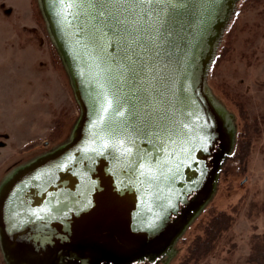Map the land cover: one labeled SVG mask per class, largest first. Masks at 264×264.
I'll use <instances>...</instances> for the list:
<instances>
[{
  "label": "water",
  "instance_id": "95a60500",
  "mask_svg": "<svg viewBox=\"0 0 264 264\" xmlns=\"http://www.w3.org/2000/svg\"><path fill=\"white\" fill-rule=\"evenodd\" d=\"M238 0H41L82 115L0 191L11 264H130L206 199L229 151L207 92Z\"/></svg>",
  "mask_w": 264,
  "mask_h": 264
},
{
  "label": "rangeland",
  "instance_id": "374dc122",
  "mask_svg": "<svg viewBox=\"0 0 264 264\" xmlns=\"http://www.w3.org/2000/svg\"><path fill=\"white\" fill-rule=\"evenodd\" d=\"M215 60L207 92L227 125L230 149L210 194L179 232L156 254L130 264H183L192 242L221 211L236 212L234 224L199 264H250L255 236L264 234V0L236 2ZM81 115L41 0H0V191L14 171L70 144ZM246 142L250 152L241 160L236 156ZM0 264H11L1 238ZM58 264L92 263L70 256Z\"/></svg>",
  "mask_w": 264,
  "mask_h": 264
},
{
  "label": "trees",
  "instance_id": "16d2710c",
  "mask_svg": "<svg viewBox=\"0 0 264 264\" xmlns=\"http://www.w3.org/2000/svg\"><path fill=\"white\" fill-rule=\"evenodd\" d=\"M218 60L212 63V69L216 66ZM239 154L236 156L241 160H245L250 152V144L248 142L239 146ZM264 211V206H263ZM219 212L214 215L206 224L203 234L197 236L189 248L188 257L183 264H199L215 249L223 235L228 232L235 221V214ZM248 262L250 264H264V234L256 235L252 246V251Z\"/></svg>",
  "mask_w": 264,
  "mask_h": 264
},
{
  "label": "crops",
  "instance_id": "0c3cea01",
  "mask_svg": "<svg viewBox=\"0 0 264 264\" xmlns=\"http://www.w3.org/2000/svg\"><path fill=\"white\" fill-rule=\"evenodd\" d=\"M23 53V52H22ZM22 53H18V56L20 57L22 55ZM2 54L8 59L7 55L4 54V52H2ZM4 60L2 61V64L4 65ZM7 63L9 64V61H7Z\"/></svg>",
  "mask_w": 264,
  "mask_h": 264
},
{
  "label": "bare ground",
  "instance_id": "6f19581e",
  "mask_svg": "<svg viewBox=\"0 0 264 264\" xmlns=\"http://www.w3.org/2000/svg\"><path fill=\"white\" fill-rule=\"evenodd\" d=\"M10 176H11V175H9V177H10ZM9 177H8V178H9Z\"/></svg>",
  "mask_w": 264,
  "mask_h": 264
}]
</instances>
